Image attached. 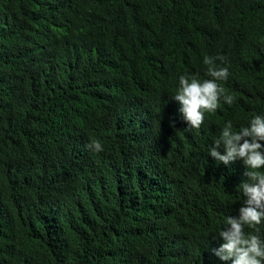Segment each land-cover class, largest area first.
Listing matches in <instances>:
<instances>
[{
  "label": "trees",
  "instance_id": "16d2710c",
  "mask_svg": "<svg viewBox=\"0 0 264 264\" xmlns=\"http://www.w3.org/2000/svg\"><path fill=\"white\" fill-rule=\"evenodd\" d=\"M204 55L234 103L196 129L172 95ZM257 113L264 0H0V264H229L248 177L208 148Z\"/></svg>",
  "mask_w": 264,
  "mask_h": 264
},
{
  "label": "clouds",
  "instance_id": "9594fccd",
  "mask_svg": "<svg viewBox=\"0 0 264 264\" xmlns=\"http://www.w3.org/2000/svg\"><path fill=\"white\" fill-rule=\"evenodd\" d=\"M202 63L207 66L209 78L181 74L172 95L179 102L183 120L196 129L201 127L205 114L215 113L222 102L229 106L234 103L233 95L220 83L230 75L226 58L204 55ZM213 144L208 148V155L225 165L241 160L248 177L238 186L245 200L238 215L228 216L225 226L219 230L222 243L213 249L214 255L229 264H264V236L259 227L264 224V171H261L264 169V113L253 114L247 126L241 125L238 131L231 120L225 121ZM87 146L94 152L103 151L98 140H92ZM245 227L254 231L246 233Z\"/></svg>",
  "mask_w": 264,
  "mask_h": 264
},
{
  "label": "bare ground",
  "instance_id": "6f19581e",
  "mask_svg": "<svg viewBox=\"0 0 264 264\" xmlns=\"http://www.w3.org/2000/svg\"><path fill=\"white\" fill-rule=\"evenodd\" d=\"M237 169V168H236Z\"/></svg>",
  "mask_w": 264,
  "mask_h": 264
}]
</instances>
